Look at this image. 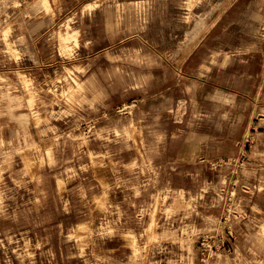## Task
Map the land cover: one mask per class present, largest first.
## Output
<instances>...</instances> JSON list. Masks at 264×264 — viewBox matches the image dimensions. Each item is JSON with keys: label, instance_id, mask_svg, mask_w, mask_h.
<instances>
[{"label": "rangeland", "instance_id": "obj_1", "mask_svg": "<svg viewBox=\"0 0 264 264\" xmlns=\"http://www.w3.org/2000/svg\"><path fill=\"white\" fill-rule=\"evenodd\" d=\"M0 264H264V0H0Z\"/></svg>", "mask_w": 264, "mask_h": 264}]
</instances>
